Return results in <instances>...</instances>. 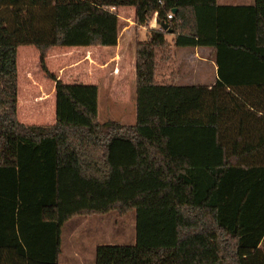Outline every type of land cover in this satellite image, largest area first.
Listing matches in <instances>:
<instances>
[{
  "label": "trees",
  "instance_id": "trees-1",
  "mask_svg": "<svg viewBox=\"0 0 264 264\" xmlns=\"http://www.w3.org/2000/svg\"><path fill=\"white\" fill-rule=\"evenodd\" d=\"M120 7L158 26L135 44L134 125L99 122L97 86L44 65L115 47ZM21 46L54 83L53 125L17 119ZM172 46L211 48L217 82L158 80ZM131 211L135 244L97 246L95 264H264V0H0V264H59L69 220Z\"/></svg>",
  "mask_w": 264,
  "mask_h": 264
},
{
  "label": "rangeland",
  "instance_id": "rangeland-1",
  "mask_svg": "<svg viewBox=\"0 0 264 264\" xmlns=\"http://www.w3.org/2000/svg\"><path fill=\"white\" fill-rule=\"evenodd\" d=\"M220 2H226L225 4L228 5H246L253 4L254 0H220ZM112 11L117 14L122 23L130 26L129 32L125 33L126 37H121V44L125 50L124 63L128 69L127 73L123 75V78L127 80L124 87L120 83V75L117 74L118 63L112 60L115 56V49L112 47H100V50H93L94 55L91 56L93 63H106L103 69L92 66L86 72L81 50L65 47L53 48L44 60V65L51 74L61 77L63 84L97 86L98 119L100 122L116 121L124 125H133L135 123V68L133 67L131 74L130 55L134 43L145 41L149 28H158V26L153 19L145 26L137 25L134 23V10L129 7H120ZM120 32H122V28ZM166 39L170 42L171 36L166 35ZM16 66L18 121L24 125L51 124V121L40 117L41 108L39 104L37 105L39 89L41 87L46 89L52 83L42 70L38 51L32 46L19 47ZM84 74L88 79L84 78ZM161 77L162 74L157 79L163 80ZM47 103L50 111V107L53 105L54 115L55 97L53 96ZM135 242V211L124 216H118L117 213L112 212L103 216L73 218L62 228L61 253L58 262L59 264H95L97 246H132Z\"/></svg>",
  "mask_w": 264,
  "mask_h": 264
},
{
  "label": "crops",
  "instance_id": "crops-1",
  "mask_svg": "<svg viewBox=\"0 0 264 264\" xmlns=\"http://www.w3.org/2000/svg\"><path fill=\"white\" fill-rule=\"evenodd\" d=\"M216 3L220 6L228 5V4H225L226 2H220V0H216ZM251 5L253 4H246V5L231 4V6H251ZM129 28L130 26H128L126 23L125 24L122 23V32H120L117 45L115 47H112L115 49V53H114L115 56L113 57L112 60L117 61L118 63L117 64V69H118L117 74L120 75L121 77L120 83L122 84L123 87L127 83V80L126 78H123V75L127 73L128 69L124 63L125 62V57H124L125 50L123 49V46L121 44V37H126L125 33L129 32L128 31ZM150 29H157V27H151L149 28V30ZM170 44L173 45L172 36H171ZM99 48L100 47L78 48L79 50H81V54L83 55V58L86 61V62L84 61L86 72L92 66H98L99 68H102V69L105 68L106 63L96 64L95 62L93 63V60L91 59V56L94 55L93 50H96V49L100 50ZM134 48H135V43L133 45V50L130 55V64L132 67V69L130 70L131 74L133 73V67L135 68V63H134L135 49ZM172 48H173L172 49L173 50L172 60L167 64L166 68L161 73L162 74L161 78L163 79L161 81L169 82L172 79H174L176 85L178 86L201 85V86H207V87H211L217 82L218 66L216 63L215 52L211 48H205V47L174 48L173 46ZM51 50L48 52V54L51 52ZM48 54L46 55V57L48 56ZM130 77H132V75ZM84 78L88 79L87 75L84 74ZM57 79L62 81L61 77L59 76H57ZM75 80H77V77H75ZM39 90H40L39 95H38L39 101L37 102V105L39 104V107L41 108L40 117L43 118L44 120L51 121V124L49 125H53L55 123V111L53 115V105H51L50 107L51 111H50V109H48L47 102L51 100L53 96L55 97L54 83L52 82L46 89H43L41 87ZM49 125H39V126H49ZM74 218H90V217H74Z\"/></svg>",
  "mask_w": 264,
  "mask_h": 264
},
{
  "label": "water",
  "instance_id": "water-1",
  "mask_svg": "<svg viewBox=\"0 0 264 264\" xmlns=\"http://www.w3.org/2000/svg\"><path fill=\"white\" fill-rule=\"evenodd\" d=\"M172 12L175 13L176 11L173 10ZM160 27L162 28L163 31H166L168 34L171 33V31L167 29L168 28V25L167 24L161 23Z\"/></svg>",
  "mask_w": 264,
  "mask_h": 264
},
{
  "label": "built area",
  "instance_id": "built-area-1",
  "mask_svg": "<svg viewBox=\"0 0 264 264\" xmlns=\"http://www.w3.org/2000/svg\"><path fill=\"white\" fill-rule=\"evenodd\" d=\"M172 18V15L170 14V15H168V19H171Z\"/></svg>",
  "mask_w": 264,
  "mask_h": 264
}]
</instances>
